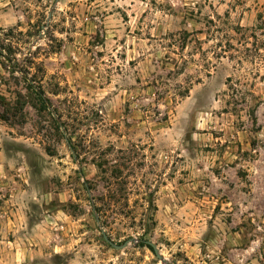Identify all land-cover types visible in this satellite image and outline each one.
Wrapping results in <instances>:
<instances>
[{"label":"rangeland","instance_id":"1","mask_svg":"<svg viewBox=\"0 0 264 264\" xmlns=\"http://www.w3.org/2000/svg\"><path fill=\"white\" fill-rule=\"evenodd\" d=\"M2 190L21 264H264V0H0Z\"/></svg>","mask_w":264,"mask_h":264},{"label":"crops","instance_id":"2","mask_svg":"<svg viewBox=\"0 0 264 264\" xmlns=\"http://www.w3.org/2000/svg\"><path fill=\"white\" fill-rule=\"evenodd\" d=\"M0 196V264H21V260L25 257L16 246L17 240L12 242L10 239L14 237L19 239L22 228V220L20 216V204L10 198V190H2ZM28 233L23 234L27 237ZM21 252V253H20Z\"/></svg>","mask_w":264,"mask_h":264},{"label":"water","instance_id":"3","mask_svg":"<svg viewBox=\"0 0 264 264\" xmlns=\"http://www.w3.org/2000/svg\"><path fill=\"white\" fill-rule=\"evenodd\" d=\"M50 15H48V18H47V22L49 21V18H50ZM97 221V220H96ZM98 222V221H97ZM101 234H102V238L104 239L105 242H107L111 247L117 249V250H121L123 249L124 247H126L130 242H135V239L132 238L130 240H126L123 244H115L114 242H112L108 237L107 235L104 233V231L101 229ZM146 245L150 246V248L153 250L155 256L157 259L161 260L163 263H165V260L164 258H162V256L160 255L158 249L149 241H145L144 242Z\"/></svg>","mask_w":264,"mask_h":264},{"label":"trees","instance_id":"4","mask_svg":"<svg viewBox=\"0 0 264 264\" xmlns=\"http://www.w3.org/2000/svg\"><path fill=\"white\" fill-rule=\"evenodd\" d=\"M147 247H148L149 249H151L150 246H147ZM151 250H152V249H151Z\"/></svg>","mask_w":264,"mask_h":264}]
</instances>
